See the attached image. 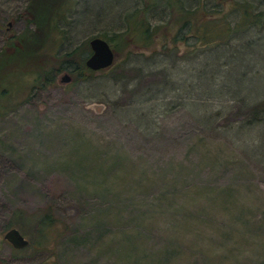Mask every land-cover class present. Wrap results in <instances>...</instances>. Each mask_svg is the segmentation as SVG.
<instances>
[{"label": "rangeland", "instance_id": "1", "mask_svg": "<svg viewBox=\"0 0 264 264\" xmlns=\"http://www.w3.org/2000/svg\"><path fill=\"white\" fill-rule=\"evenodd\" d=\"M144 1L149 45L77 82L24 76L0 97V264H264V124H243L264 96V26L174 51L164 0H65L57 51L120 32ZM201 1L232 4L185 0ZM27 3L0 0V49L34 28ZM17 206L54 217L41 238L30 223L21 250L2 237Z\"/></svg>", "mask_w": 264, "mask_h": 264}, {"label": "trees", "instance_id": "2", "mask_svg": "<svg viewBox=\"0 0 264 264\" xmlns=\"http://www.w3.org/2000/svg\"><path fill=\"white\" fill-rule=\"evenodd\" d=\"M228 1L230 0L226 2ZM64 2L65 0H28L27 11L30 16L26 21L34 28L24 32L23 39L18 36L21 42L19 43L18 39L17 44L8 36V42L0 49V97L4 99L10 97L13 87L26 79L24 76L31 78V85L42 86L55 83L56 74L61 70L69 73L72 82L87 79L96 71L111 70L112 63L98 70H92L84 64V59L90 52L89 38L75 43L66 50L57 51L58 34L61 31L58 22L63 16L61 6ZM231 2V8L230 4L224 8L222 2L219 7L206 8L202 1L191 5V2L187 4L185 0H164L161 6L168 5L170 17L176 24L171 38L174 47L169 46L168 50L176 51L177 41L194 46V49L200 52L206 48H225L235 37L236 32L245 27L264 26V9L253 11L250 0ZM229 8L237 12L233 21L228 19ZM146 10L147 3L144 1L143 6L133 7L123 15L124 28L120 32L95 35L104 38L114 52L126 48L129 42L135 45H149L148 42L157 26L150 27ZM188 34L192 41L187 44ZM228 71L231 79L238 80V76L239 79H243V72ZM228 90L226 88V91ZM247 107L250 114L243 124L259 122L264 124V96L252 101ZM42 211L14 207L3 227L15 226L20 232L26 233V228L32 223L36 227L37 236L41 238L45 235V229L54 222L51 210ZM21 249L22 247L18 248Z\"/></svg>", "mask_w": 264, "mask_h": 264}, {"label": "water", "instance_id": "3", "mask_svg": "<svg viewBox=\"0 0 264 264\" xmlns=\"http://www.w3.org/2000/svg\"><path fill=\"white\" fill-rule=\"evenodd\" d=\"M9 24L10 22L7 23V27H9ZM88 45L90 52L84 59V64L88 68L98 70L111 65L114 58V51L104 38L97 35L91 36L88 39ZM69 78L67 73H63L59 80L65 82ZM2 237L15 248L23 247L28 243V239L15 226L6 228L3 231Z\"/></svg>", "mask_w": 264, "mask_h": 264}]
</instances>
